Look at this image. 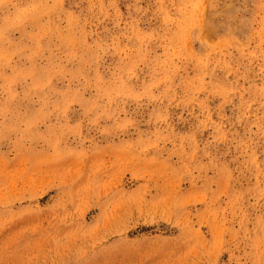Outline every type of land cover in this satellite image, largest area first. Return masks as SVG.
<instances>
[{
    "label": "rangeland",
    "instance_id": "1",
    "mask_svg": "<svg viewBox=\"0 0 264 264\" xmlns=\"http://www.w3.org/2000/svg\"><path fill=\"white\" fill-rule=\"evenodd\" d=\"M0 264H264V0H0Z\"/></svg>",
    "mask_w": 264,
    "mask_h": 264
}]
</instances>
